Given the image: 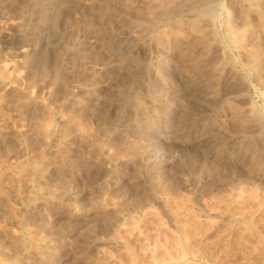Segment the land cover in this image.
I'll list each match as a JSON object with an SVG mask.
<instances>
[{"label": "rangeland", "instance_id": "rangeland-1", "mask_svg": "<svg viewBox=\"0 0 264 264\" xmlns=\"http://www.w3.org/2000/svg\"><path fill=\"white\" fill-rule=\"evenodd\" d=\"M232 8L0 0V264H264V8Z\"/></svg>", "mask_w": 264, "mask_h": 264}, {"label": "bare ground", "instance_id": "bare-ground-1", "mask_svg": "<svg viewBox=\"0 0 264 264\" xmlns=\"http://www.w3.org/2000/svg\"><path fill=\"white\" fill-rule=\"evenodd\" d=\"M253 1L254 0H230V3L232 4V7L235 9V11H237V9L236 8H239V10L238 11H240L241 10V8L242 9H245V8H249V7H251V8H256L255 10L256 11H261V10H263V8L261 9V5H258V6H255L254 5V3H253ZM255 2V1H254ZM228 3V2H227ZM256 3V2H255ZM229 4V3H228ZM236 6H238V7H236ZM236 7V8H235ZM233 8H232V10H233ZM231 10V9H230ZM250 10H252V9H250ZM242 11V10H241ZM253 11V10H252ZM251 11V12H252ZM229 12V11H228ZM231 12V11H230ZM243 12V11H242ZM247 12V11H246ZM254 12V11H253ZM233 13H234V11H233ZM243 13H245V12H243ZM242 13V14H243ZM258 13V12H257ZM260 13H262L263 14V16H264V11H262V12H260ZM229 14V13H228ZM241 14V13H240ZM246 14V13H245ZM253 14V13H252ZM261 14V15H262ZM198 15V14H197ZM232 15H234V14H232ZM238 15V14H237ZM254 15V14H253ZM256 15V14H255ZM257 15H259V14H257ZM245 16V15H244ZM236 17V16H235ZM240 17V16H239ZM243 17V16H242ZM242 17H241V19H242ZM253 17V16H252ZM258 17V16H257ZM195 18V17H194ZM230 18V17H229ZM246 19L247 17L245 16V17H243V19ZM239 19V18H238ZM242 19V20H243ZM252 19V18H251ZM255 19V18H254ZM262 19L264 20V18L262 17ZM192 20V19H191ZM206 20V19H205ZM201 21H202V19H201ZM237 21V20H236ZM245 21V20H244ZM242 22V21H241ZM259 22V21H258ZM262 22H264V21H262ZM175 23V22H174ZM200 23V22H199ZM199 23L197 22V21H195V22H193V28L194 29H196V28H199ZM230 23V22H229ZM253 23V22H252ZM256 23V22H255ZM261 22H259V24H260ZM241 24V23H240ZM250 24V23H249ZM203 25H204V23H203ZM242 25H247V23H243V24H241V26ZM236 26H237V24H236ZM238 26H239V24H238ZM237 26V27H238ZM240 26V27H241ZM248 26V25H247ZM189 27V26H188ZM243 27V26H242ZM251 27V26H250ZM259 27V26H258ZM178 28V27H177ZM245 28V27H244ZM260 28V27H259ZM262 28V27H261ZM261 28H260V31L259 32H262V30H261ZM264 28V27H263ZM231 29V28H230ZM239 29V28H238ZM234 30H236V29H234ZM234 30H233V32H234ZM254 30V29H253ZM192 31H193V29H192ZM241 31V30H240ZM243 31V30H242ZM252 31V30H251ZM255 31V30H254ZM264 31V30H263ZM245 32V31H244ZM230 33V32H229ZM256 33V32H255ZM194 34V33H193ZM205 34V33H204ZM234 34V33H233ZM239 34V33H238ZM244 34V33H243ZM254 34V33H253ZM192 35V34H191ZM229 35V34H228ZM241 35V34H240ZM194 36V35H193ZM229 36H231V35H229ZM235 36V35H234ZM244 36V35H243ZM196 37V39H197V36H195ZM201 37V36H200ZM206 37V36H205ZM204 37V38H205ZM238 37H241V36H238ZM254 37H255V35H254ZM232 38H234V37H232ZM243 38V37H242ZM258 38V37H257ZM257 38H255V39H257ZM208 39H209V37H208ZM235 39V38H234ZM237 39V38H236ZM235 39V40H236ZM241 39V38H240ZM244 39V38H243ZM203 40V39H202ZM197 41V40H196ZM252 41H253V39H252ZM234 42V41H233ZM232 42V43H233ZM239 42V44H238V47H239V45H241L240 43L241 42H243V41H238ZM251 42V41H250ZM254 42V41H253ZM194 43V42H193ZM205 43V42H204ZM236 43V42H235ZM178 44V43H177ZM201 44H203V43H201ZM206 44H208V43H206ZM211 44V43H210ZM253 45V43H250V45ZM255 44V43H254ZM183 45V44H182ZM199 45V44H198ZM197 45V46H198ZM243 45V44H242ZM249 45V44H248ZM251 45V46H252ZM245 46V45H244ZM257 46V45H256ZM192 47V46H191ZM206 47V46H205ZM195 48H197V47H195ZM194 48V49H195ZM198 48H200V47H198ZM203 48V47H202ZM241 48V47H240ZM250 48V47H249ZM258 48V47H257ZM166 49V48H165ZM178 49V48H177ZM183 50H185V49H183ZM182 50V51H183ZM192 50V49H191ZM206 50V49H205ZM165 51H167V50H165ZM169 51H171V50H169ZM175 51V50H174ZM195 51V50H194ZM259 51V50H258ZM238 52H243V54L248 58V56H249V54L251 53H249V54H247V50H246V48H241V49H238ZM248 52H249V50H248ZM171 54V53H170ZM199 54V53H198ZM253 54V53H252ZM255 54V53H254ZM257 54V53H256ZM240 55V54H239ZM257 56H258V54H257ZM256 57V56H255ZM164 58H166V56H162L161 58H160V60H162V59H164ZM247 58H245L246 60H249V59H247ZM159 60V61H160ZM242 60V59H241ZM244 60V59H243ZM252 60V59H251ZM264 60V59H263ZM158 61V62H159ZM165 61V60H164ZM169 62V61H168ZM249 62V61H248ZM252 62H253V60H252ZM262 62V61H261ZM247 63V62H246ZM166 64V63H165ZM247 65H249V64H247ZM263 65V64H262ZM251 66V65H250ZM249 66V67H250ZM261 65H260V62L259 63H255V67L254 68H257V69H260L259 67H260ZM219 67V66H218ZM251 68V67H250ZM262 68V67H261ZM253 69V68H252ZM155 70V69H154ZM254 70V69H253ZM251 71V72H254V71ZM262 71L264 72V70L262 69ZM158 72V71H157ZM256 72V71H255ZM262 72V73H263ZM257 73V72H256ZM259 74V73H258ZM157 75V74H156ZM262 75V74H261ZM264 75V74H263ZM154 77V76H153ZM254 77H256V76H254ZM218 78V77H217ZM162 79V78H161ZM261 79V78H260ZM160 81V80H159ZM262 83H264L263 81H262ZM160 84V83H159ZM157 85V84H156ZM169 86V85H168ZM167 86V87H168ZM161 87V86H160ZM166 87L164 86V89H165ZM163 90V89H162ZM166 90H167V88H166ZM151 91V90H150ZM163 91H165V90H163ZM162 92V91H161ZM156 93V92H155ZM162 93H164V92H162ZM147 95V94H146ZM148 95H150V94H148ZM147 95V96H148ZM152 95V94H151ZM162 95V94H161ZM151 97V96H150ZM155 97V96H154ZM157 97V96H156ZM162 97V96H161ZM141 100V99H140ZM160 101V100H159ZM161 102H162V100H161ZM147 104H146V107H147V109H146V111H147V113L148 114H146V116L144 115L142 118H146L145 120H148V121H150V122H153V121H155V118H160L161 116H162V114H161V112L163 111L161 108H159V104H160V102H157L156 100H154V99H148V101L146 102ZM134 104V103H133ZM114 105V104H113ZM231 105V104H230ZM233 108V107H232ZM115 109H117V108H115ZM120 110V109H119ZM134 110V109H133ZM236 110V109H235ZM239 112V111H238ZM115 113V112H114ZM234 113H236V112H234ZM131 116V115H130ZM149 116V117H148ZM112 117H113V115H112ZM260 119V118H259ZM128 120V119H127ZM126 125V124H125ZM123 126V125H122ZM166 127V126H165ZM196 131V130H195ZM181 140V139H180ZM135 143V142H134Z\"/></svg>", "mask_w": 264, "mask_h": 264}]
</instances>
